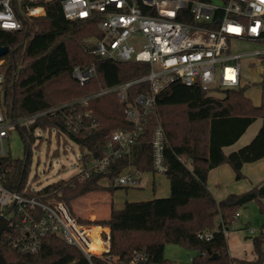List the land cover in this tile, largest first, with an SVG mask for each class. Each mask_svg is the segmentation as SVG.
<instances>
[{
  "label": "trees",
  "instance_id": "trees-1",
  "mask_svg": "<svg viewBox=\"0 0 264 264\" xmlns=\"http://www.w3.org/2000/svg\"><path fill=\"white\" fill-rule=\"evenodd\" d=\"M43 5L45 16L25 19L21 32H0V46L9 49L8 54L2 57L6 117L22 118L48 107L90 96L100 87L115 86L139 79L148 73L149 67L146 64H123L89 55L85 43L99 36L95 25L90 22L67 21L58 1ZM260 42L264 44V34ZM91 63L96 66L97 77L80 87L71 76L72 69L74 66H88ZM262 66L263 72L258 84L261 93L259 106H253L244 96V88L223 91L222 98H214L197 87H185L179 82L169 84L156 95L155 115L146 118L142 133L131 146L129 154L111 161L104 172L94 174L80 184L71 178L40 190H30L26 185L30 148L40 139L35 133L54 131L58 139L63 138L76 144L84 166L100 160L111 134L120 130H133V125L125 118L126 106L118 101L115 94H107L88 102L86 109L97 123V127L88 133L83 130L68 131L59 117L50 115L37 119L28 127L18 128L24 159H7L1 167L6 174L4 183L13 192L38 195L43 202H61L72 211V201L88 193L107 189L100 184L101 180L113 185V181L124 170H130L138 176L152 172L150 136L155 124L159 123L166 136L164 175L169 182L170 193L167 198L126 202L122 209L111 210L108 218L98 222L97 225L109 228V250L101 258L92 257L89 262L61 238L47 236L41 250L35 255L7 251L0 244V254L5 262L129 264L140 254L147 260L144 264H171L164 259L163 253L165 245L173 244L198 253L190 264H264V231L251 240L255 256L253 261L232 258L225 236V231L234 223L238 208L256 202L260 213L264 215V182L245 193L231 194L219 202L213 199L206 186L208 172L220 165H229L235 179L240 180L243 178L241 169L244 164L264 159V57ZM23 73L27 75L19 83ZM49 84L52 90H44ZM148 93V83L133 85L128 89L126 102L133 105L137 96ZM75 107L80 113L84 110ZM256 119H261L262 124L251 142L224 155L222 149L233 145ZM88 122L84 119L85 124ZM217 217L220 221L215 227ZM94 231L97 233L99 229L94 228ZM199 233H210V240H199ZM96 240L90 251L99 254ZM213 255L216 257L212 258Z\"/></svg>",
  "mask_w": 264,
  "mask_h": 264
},
{
  "label": "built area",
  "instance_id": "built-area-1",
  "mask_svg": "<svg viewBox=\"0 0 264 264\" xmlns=\"http://www.w3.org/2000/svg\"><path fill=\"white\" fill-rule=\"evenodd\" d=\"M58 1L67 21L93 23L99 33L86 41L85 49L91 56L117 63H139L149 67L148 73L132 81L111 87H100L90 96L48 107L31 115L10 119L3 105L2 84L4 59L0 58V217L7 222V232L0 237L7 251L35 255L47 236L61 238L76 248L89 262L101 258L90 251L95 239L109 243V230L100 226L82 224L61 202H43L38 195L28 196L11 191L5 185L2 163L8 158L4 142L8 131L28 127L45 116L59 117L68 131L88 133L97 127L87 110L91 99L115 94L126 107V120L133 130L114 132L105 144L103 157L92 161L76 176L83 182L94 174L104 172L109 163L130 152L142 133L146 118L155 115L156 95L173 82L185 87H197L207 95L211 92L241 88V69L258 64L263 67L264 0H0V32H21L25 19L45 16V7ZM253 44V50H237V45ZM72 78L80 87L97 77L96 66H74ZM146 82L149 93L139 95L133 105L126 102L128 89ZM83 112H78L77 107ZM84 119L89 120L88 124ZM166 136L156 123L151 130L152 173L163 174ZM138 175L124 170L113 185L134 186ZM30 190L31 189V186ZM238 217V214H236ZM94 228L99 232L94 233ZM253 230H249L252 233ZM208 241L210 233L197 234ZM146 258L137 255L129 264H144Z\"/></svg>",
  "mask_w": 264,
  "mask_h": 264
},
{
  "label": "rangeland",
  "instance_id": "rangeland-1",
  "mask_svg": "<svg viewBox=\"0 0 264 264\" xmlns=\"http://www.w3.org/2000/svg\"><path fill=\"white\" fill-rule=\"evenodd\" d=\"M257 47V45L245 44L243 46L237 45L236 49L253 50ZM262 72L263 68L261 67V64L250 69L243 66L241 69V88H244V96L250 100L253 106L260 104L261 93L258 84ZM26 75L27 74L23 73L20 76L19 83L26 77ZM51 88L52 86L49 84L48 86L46 85L44 90L51 91ZM208 96L222 98L223 91L211 92ZM35 136L40 139L38 141L36 140L34 145L30 148L26 184L27 186H31L32 190H40L58 181H67L71 178H76L81 170L90 167L92 161L83 167L84 164L80 158L81 152L76 144L63 138L58 139L56 132L51 131L50 133H43L37 131ZM37 142L39 146H37ZM4 150L8 160L24 159L23 143L16 129L8 131V139L4 142ZM153 178L156 186L155 193H153L151 186ZM138 179L139 180H136L134 186H128L126 188L119 187L115 184H108V182L105 181L103 187L107 188L106 190L95 192L88 196L85 202L81 201V203H79L80 205H87V207L91 206L92 209L97 212V216L100 220L95 219L94 221H90L88 219L80 218L83 217L82 215L84 214L74 210V202L79 199L81 200L90 193L70 203L72 213L77 216L83 224H95L94 226H100L102 229L106 230L108 229L106 226L97 225V223L104 218L102 217L105 214L103 203H109L111 210L117 211L122 209L126 202H143L154 198L168 197L169 187L165 175L146 172L141 174ZM76 183L80 184L83 182L76 181ZM165 192H167L165 194L166 196L163 195ZM237 214L239 217H234V223L226 233V240L230 246L232 255L235 254L243 259H250L253 253L249 245L251 242L249 239L252 240L253 238L258 237L260 230L264 231V215L260 213L259 206L256 202H251L244 207L238 208ZM219 221L220 219L217 217L214 222L215 227L218 226ZM249 230H253V232L249 233ZM262 249L264 253V245ZM197 254L198 253L192 249H186L179 245L167 244L164 247L163 256L164 259L171 264H190V260Z\"/></svg>",
  "mask_w": 264,
  "mask_h": 264
},
{
  "label": "crops",
  "instance_id": "crops-1",
  "mask_svg": "<svg viewBox=\"0 0 264 264\" xmlns=\"http://www.w3.org/2000/svg\"><path fill=\"white\" fill-rule=\"evenodd\" d=\"M260 102H261V100H260ZM259 105H257V106H259ZM261 124H262V120L256 119L248 127V129L244 132V134L233 145H231L229 147H225L222 149L224 155H228L232 152H235L238 149L242 148L243 146L247 145L249 142H251V140L255 137L258 130L260 129ZM187 166L190 168V165L188 163H187ZM83 167H84V165H83ZM241 173H242L243 178L240 180H236L233 170L227 164L220 165L219 167H216V168H214L208 172L207 179H206V186H207V189L210 192L211 196L213 197V199L216 202H219V201L225 199L227 196H229L231 194L245 193V192L251 190L253 187L257 186L258 184H262L264 182V159L258 160L254 163L244 164L242 166ZM139 179L137 178V180H139ZM104 182H105V180H102L100 184L103 186ZM151 186H152L153 193H155L156 186H155L154 178L152 179ZM119 187H121V186H119ZM168 187H169V182H168ZM122 188H126V187H122ZM166 193L167 192H165L163 195L166 196L165 195ZM168 193H170L169 189H168ZM90 195L91 194L83 197L81 200L79 199V200L75 201L73 204L74 210H76L78 212H82L84 214V215H82L83 217H80V218L88 219L90 221H94L95 219L100 220L97 216V212L94 211L91 206L87 207V205H84V204L80 205L79 204V203H81V201L85 202L86 198ZM163 195H161V196H163ZM168 196H169V194H168ZM165 198H167V197H165ZM154 199H156V198H154ZM138 200H143V199H138ZM103 204H104L103 210L105 211V214L102 216V217H104L102 219L105 220L110 215L111 208H110L109 203H103ZM238 217H239V215H238ZM238 217H236V218H238ZM77 219H79V218L77 217ZM106 228H108V227L106 226ZM107 230H109V228ZM261 231H263V230H260L259 234L261 233ZM226 233H227V231H225V236H226ZM249 240L251 241V239H249ZM226 242H227V240H226ZM249 245L252 249V243L251 242ZM227 247H228L229 255L232 258H236L239 260H245V261L255 260L254 254L252 255V257L250 259H243L242 257H238L235 254L232 255V252L230 251V246H229L228 242H227ZM262 248H263V246H262ZM108 250H109V243H107L104 246V253L108 252ZM252 253H253V249H252Z\"/></svg>",
  "mask_w": 264,
  "mask_h": 264
},
{
  "label": "water",
  "instance_id": "water-1",
  "mask_svg": "<svg viewBox=\"0 0 264 264\" xmlns=\"http://www.w3.org/2000/svg\"><path fill=\"white\" fill-rule=\"evenodd\" d=\"M9 49L7 47H1L0 46V58L4 57L8 54ZM7 222L3 218L0 217V237L3 232H7ZM216 256L213 255L212 258H215ZM0 264H7L3 258V256L0 254Z\"/></svg>",
  "mask_w": 264,
  "mask_h": 264
},
{
  "label": "bare ground",
  "instance_id": "bare-ground-1",
  "mask_svg": "<svg viewBox=\"0 0 264 264\" xmlns=\"http://www.w3.org/2000/svg\"><path fill=\"white\" fill-rule=\"evenodd\" d=\"M102 245L105 246L106 243H102V242H100L99 239H97V240H96V247H97L98 249H100V250H99V254H97L98 256H100V255H102V254L104 253V247H103ZM100 251H101V252H100Z\"/></svg>",
  "mask_w": 264,
  "mask_h": 264
}]
</instances>
